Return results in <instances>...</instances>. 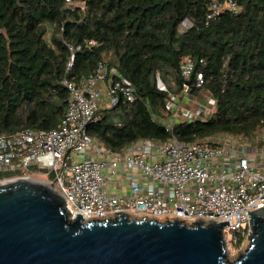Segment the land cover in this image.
Listing matches in <instances>:
<instances>
[{"label":"trees","instance_id":"trees-1","mask_svg":"<svg viewBox=\"0 0 264 264\" xmlns=\"http://www.w3.org/2000/svg\"><path fill=\"white\" fill-rule=\"evenodd\" d=\"M82 1L83 11L65 0H0V133L56 128L68 97L63 81L78 83L103 61L131 81L136 96L130 106L120 98L100 108L88 123L86 132L103 146L121 151L145 139L166 142L171 132L184 143L226 134L262 144L264 0H236L238 13L224 9L207 24L213 0ZM185 19L191 25L183 31ZM69 46L74 59L66 70ZM186 56L205 80L191 93L209 94L215 104L166 130L164 99L180 91Z\"/></svg>","mask_w":264,"mask_h":264},{"label":"built area","instance_id":"built-area-1","mask_svg":"<svg viewBox=\"0 0 264 264\" xmlns=\"http://www.w3.org/2000/svg\"><path fill=\"white\" fill-rule=\"evenodd\" d=\"M65 2L85 9L82 0ZM224 9L236 14L240 6L236 0H213L208 5L205 23L218 18ZM190 25L185 19L179 28L184 31ZM93 44V40L83 43ZM68 48L66 70L72 65L75 49ZM79 48L80 45L76 47ZM179 74L183 79L180 91L168 92L164 99V108L172 117L171 121H163L166 130H171L174 122L200 117L215 104L209 94L192 96V88H202L205 83L192 57L181 61ZM63 82L68 97L56 128L24 127L11 134L0 133L3 181L33 178V172L47 169V173L53 174L55 189L71 209L70 218L78 213L83 221L101 220L120 212L130 217L186 224L227 221L222 229L226 250L229 243L240 241L248 225V211L264 206V134L262 144L254 146L230 139L184 143L171 132L166 142L145 139L115 151L94 140L86 127L100 108L113 106L120 98L128 106L134 103L131 81L98 61L78 83ZM156 85L167 91L160 78ZM181 100L190 104L182 105ZM115 182L116 190L121 183L125 184V191L109 192L107 186Z\"/></svg>","mask_w":264,"mask_h":264},{"label":"water","instance_id":"water-1","mask_svg":"<svg viewBox=\"0 0 264 264\" xmlns=\"http://www.w3.org/2000/svg\"><path fill=\"white\" fill-rule=\"evenodd\" d=\"M52 182L0 183V264H264V206L248 211L249 246L226 260L227 221L186 224L132 218H70Z\"/></svg>","mask_w":264,"mask_h":264},{"label":"rangeland","instance_id":"rangeland-1","mask_svg":"<svg viewBox=\"0 0 264 264\" xmlns=\"http://www.w3.org/2000/svg\"><path fill=\"white\" fill-rule=\"evenodd\" d=\"M184 26H185V24H182V27H184ZM196 94H192V96L196 95ZM198 94H200V97H202V95L207 96V94L203 93V92H199ZM209 111L210 110L207 109L206 112L208 113ZM207 113H204V115H206ZM226 139H230L234 142H241L243 144L250 145L249 141L246 139L228 136L226 134H219V135L214 136L212 138H208L206 141L222 142ZM261 139H262V137H261ZM38 171L41 173H47L48 172L47 169L37 170L36 172H33V175H31V176H33V178H30V179L43 181V182L44 181H47V182L53 181L54 177H53L52 173H47L46 175H38L37 174ZM2 181H3V179L0 178V182H2ZM132 218L140 219L139 217H136V216H132ZM249 231H250V227H249V225H247L246 230H245V234L243 237H241V242L238 246H236V244L229 243V248L226 250V252H227L226 253V260H228L230 262L236 260L238 258V254H243L245 249H247V247L249 246V240L247 238Z\"/></svg>","mask_w":264,"mask_h":264},{"label":"crops","instance_id":"crops-1","mask_svg":"<svg viewBox=\"0 0 264 264\" xmlns=\"http://www.w3.org/2000/svg\"><path fill=\"white\" fill-rule=\"evenodd\" d=\"M180 104H184V105H189L190 104V102L188 101V100H185V101H183V100H181L180 101ZM169 121H171L172 120V117H170L169 119H168ZM167 120V121H168ZM166 121V122H167ZM117 182H115V183H113L112 185H108L107 186V190L109 191V192H112V193H115V192H124L125 191V189H126V186H125V184L123 185V184H121V183H119L120 184V187L116 190V188H117ZM122 185V186H121Z\"/></svg>","mask_w":264,"mask_h":264},{"label":"bare ground","instance_id":"bare-ground-1","mask_svg":"<svg viewBox=\"0 0 264 264\" xmlns=\"http://www.w3.org/2000/svg\"><path fill=\"white\" fill-rule=\"evenodd\" d=\"M27 180H30V181H38V180H34V179H30V178H26ZM1 183V182H0Z\"/></svg>","mask_w":264,"mask_h":264}]
</instances>
